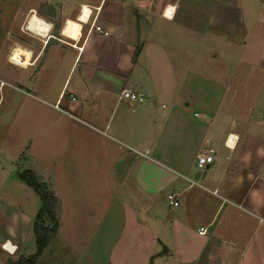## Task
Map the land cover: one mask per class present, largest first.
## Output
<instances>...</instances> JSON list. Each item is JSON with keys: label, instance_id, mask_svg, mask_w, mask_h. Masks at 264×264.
<instances>
[{"label": "crops", "instance_id": "0c3cea01", "mask_svg": "<svg viewBox=\"0 0 264 264\" xmlns=\"http://www.w3.org/2000/svg\"><path fill=\"white\" fill-rule=\"evenodd\" d=\"M33 12L51 24L45 35L25 26ZM16 46L30 52L24 65L9 58ZM5 93L31 115L58 102L53 115L77 120L61 127L93 152L81 161L110 165L100 178L125 195L129 264H264V0H0V105ZM207 149L213 162L197 171ZM0 208L15 227L32 214L10 198ZM127 250L108 264H125Z\"/></svg>", "mask_w": 264, "mask_h": 264}, {"label": "rangeland", "instance_id": "374dc122", "mask_svg": "<svg viewBox=\"0 0 264 264\" xmlns=\"http://www.w3.org/2000/svg\"><path fill=\"white\" fill-rule=\"evenodd\" d=\"M62 24L63 22L61 27ZM234 57L228 56L229 64H232ZM215 68L225 70L226 66ZM228 70L233 71L234 68L230 67ZM4 88L5 92L15 91L9 86ZM219 90L217 88L212 93ZM17 95L19 94L5 93L0 105V197L10 198L20 210L32 214L25 218L22 225L19 224L20 227H15L17 223L14 216L9 210L0 208V264H6L8 259L29 256L35 251L32 223L41 203L33 190L17 176L26 169L32 170L57 198L54 209L57 228L35 264H108L111 256L114 260L119 259L131 242L133 228L128 224L124 225L121 215L119 199L122 195L125 196L124 193L114 192L113 179L110 177L100 178L101 168L105 175L110 171V165L91 159L81 161L84 154L88 155L87 152L92 151L84 145L77 127L70 130L61 127L72 123L71 121L77 122L76 119L63 112L61 113L66 116L53 115L52 110L60 111L43 104L33 107L37 111L39 106H44L49 111L48 115L42 109L32 115L25 113V110L20 112ZM20 106L24 109L31 108L26 104ZM52 124L58 126H55L54 136H49L47 130ZM82 148L86 151H81ZM90 156H93V152ZM98 182L101 184L98 185ZM110 205L111 219L105 217L103 223L98 224L100 213L104 214L103 210ZM58 215L62 222L60 231ZM39 221L47 226L51 225L45 215ZM6 227L8 234L5 233ZM10 238L14 240L9 241L12 240ZM6 241L16 248L13 253L2 247ZM135 246L131 245L124 255L125 264H129ZM139 247H142L141 243ZM157 248L158 246L152 250V256ZM151 262L157 264L159 258L154 257ZM199 263L210 264L203 256Z\"/></svg>", "mask_w": 264, "mask_h": 264}, {"label": "trees", "instance_id": "16d2710c", "mask_svg": "<svg viewBox=\"0 0 264 264\" xmlns=\"http://www.w3.org/2000/svg\"><path fill=\"white\" fill-rule=\"evenodd\" d=\"M17 176L38 196L41 205L32 223L35 243L34 253L26 257L19 256L16 260L8 259L6 264H35L36 259L46 247L51 235L56 231L57 222L54 217V209L57 205V198L48 190L43 181L38 180L37 175L32 170H22ZM44 215L50 220V226L39 221Z\"/></svg>", "mask_w": 264, "mask_h": 264}, {"label": "bare ground", "instance_id": "6f19581e", "mask_svg": "<svg viewBox=\"0 0 264 264\" xmlns=\"http://www.w3.org/2000/svg\"><path fill=\"white\" fill-rule=\"evenodd\" d=\"M170 8H168L169 10ZM168 10L166 11V13L168 12ZM89 9L87 6L83 5L79 14H78V20L80 21H85L87 19ZM26 27L27 29H29L31 32L38 34V35H45L47 33V31L50 29V24L48 23V21H46L45 19L39 17L36 13H31V15H29V17L27 18L26 21ZM30 56V52L20 46H16L9 58L11 61L16 62V63H22L23 65L26 63V60L28 59V57ZM228 143H230V140L228 141ZM5 250L9 251V252H14V250L16 249L10 242L6 241L3 246H2Z\"/></svg>", "mask_w": 264, "mask_h": 264}, {"label": "built area", "instance_id": "2783aa9c", "mask_svg": "<svg viewBox=\"0 0 264 264\" xmlns=\"http://www.w3.org/2000/svg\"><path fill=\"white\" fill-rule=\"evenodd\" d=\"M98 9L99 8L97 7V10ZM89 14H90V10H89ZM89 14H88V16H89ZM88 16H87V18H88ZM50 26H51V24H50ZM95 29L100 31L99 26H95ZM103 33H106V32H103ZM120 96L123 99L134 102V103H141L144 99V94L142 92L138 93V92H135V91H132L129 89H122L120 92ZM53 107L58 109L59 108L58 102H55L53 104ZM262 119L264 120V114L262 115ZM212 162H213V152L211 149H207L204 152H201L196 156V159L194 162V167L197 171H202L206 168L207 165L211 164ZM165 200L169 206L178 205V201L176 199V196L173 193L166 194ZM205 232H206V229L204 227H199V229H198L199 234H204Z\"/></svg>", "mask_w": 264, "mask_h": 264}, {"label": "snow or ice", "instance_id": "6c2138e0", "mask_svg": "<svg viewBox=\"0 0 264 264\" xmlns=\"http://www.w3.org/2000/svg\"><path fill=\"white\" fill-rule=\"evenodd\" d=\"M172 11H173V9H169L168 12L166 13V15L171 16Z\"/></svg>", "mask_w": 264, "mask_h": 264}, {"label": "clouds", "instance_id": "9594fccd", "mask_svg": "<svg viewBox=\"0 0 264 264\" xmlns=\"http://www.w3.org/2000/svg\"><path fill=\"white\" fill-rule=\"evenodd\" d=\"M171 9V8H170ZM169 18H171V16H169Z\"/></svg>", "mask_w": 264, "mask_h": 264}]
</instances>
